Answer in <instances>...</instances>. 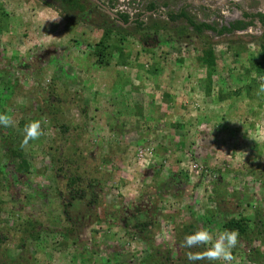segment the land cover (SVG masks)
Masks as SVG:
<instances>
[{
    "label": "rangeland",
    "instance_id": "1",
    "mask_svg": "<svg viewBox=\"0 0 264 264\" xmlns=\"http://www.w3.org/2000/svg\"><path fill=\"white\" fill-rule=\"evenodd\" d=\"M107 1L115 8L131 6H126L128 0ZM130 1L139 5L133 18L150 3L158 6L159 15L147 13L140 22L143 28L158 23L164 30L149 31L151 39L144 48L139 40L144 32L127 38L111 34L108 43L124 42L125 65L112 59L111 66L95 68L94 46L102 36L97 12L95 18L74 12L62 15L58 6L38 0H0L1 12L8 17L0 24V71L8 72H0V96L7 99L1 111L14 120V127H0V139L11 135L13 149H20L28 163L27 174L17 173L18 161L9 163L0 140V234L8 237L0 246V264H143L151 256L149 241L174 257L175 229L189 222L191 214L215 215L217 201L231 209V218L250 217L258 210L264 219V95L257 96L254 88L240 98L229 97L224 103L228 111L216 116L205 106L212 98L203 97L200 82L206 81L202 69L207 70L197 64L211 41L233 93L235 81L226 76L235 65L232 54L244 47L247 53L240 60L247 61L251 54L260 58L259 45L241 33L223 37L207 33L205 41L192 34L187 39L175 33L187 27L185 21L168 18L185 9L193 22L220 28L240 18L238 7L249 14L264 13V0ZM105 10L108 25H117ZM57 17L56 22L48 21ZM134 27L122 29L133 33ZM158 65L162 69L153 75ZM240 66L239 61L236 69ZM210 78L213 83L207 88L215 96L221 84L216 75ZM115 88L131 99L127 108L135 105L148 112L146 123L139 118L127 121L128 111L110 102V90ZM50 89L59 95L66 91L86 106L82 115L77 108L61 105L57 117L60 124L78 123L76 146L85 158L99 159L95 168L108 179L98 207L88 210L84 203L68 211L74 219L84 217L72 236L63 234L71 229L62 209L70 200L65 182L55 176L49 162L60 130L51 127L38 101ZM35 120L41 121L44 135L22 145L23 129ZM67 134L73 138V129ZM148 222L145 236L138 225ZM38 224L39 240L26 239L23 231ZM21 237L26 239L23 251ZM233 264L244 263L235 259Z\"/></svg>",
    "mask_w": 264,
    "mask_h": 264
},
{
    "label": "trees",
    "instance_id": "2",
    "mask_svg": "<svg viewBox=\"0 0 264 264\" xmlns=\"http://www.w3.org/2000/svg\"><path fill=\"white\" fill-rule=\"evenodd\" d=\"M39 2L43 3L45 6L51 7L54 5L46 0H38ZM57 1V0H55ZM82 1L84 0H58L60 2V6L63 9V12H79L82 11L83 5ZM148 12H153L156 10L154 4H150L147 9ZM241 20L234 21L228 24V26H221L220 28L217 27V24H206V23H195L192 21L190 15L185 12L184 9H181L178 13H170L168 18L171 22H176L178 20H183L186 23V28H182L178 32H175L176 35L185 36L187 39L191 38L193 34L194 38L197 40H208L209 37L207 33H212L217 37H223L226 35H233L236 32H244L247 28L252 27L254 21H257L260 24V27L264 28V14L257 13V14H248L241 11ZM102 23L107 22V16L102 15ZM7 15L1 12L0 9V24L7 20ZM119 21L125 26L128 25L129 18L125 13L118 15ZM101 22L97 23L98 29L102 31V36L99 42L94 46L93 56L97 60V65L95 68L98 67H109L111 66L110 62L112 59H116L117 65H125L126 58L124 57V48L122 44L124 43L122 40L118 42L108 43L109 39L111 38V34L115 33L116 35H124L123 37H131L132 35H136L137 33L144 32L142 35L139 36V40L141 45L146 43V40L151 39V35L148 32L152 31L154 34H158L159 31L164 30L165 27L159 25L158 23L151 24L145 28H143L144 24L138 20L132 21L131 25L134 24V31L133 33L126 32L122 29L123 26L117 25H101ZM1 29V27H0ZM190 29V31L188 30ZM252 43H257L259 45L258 53L260 58L257 57L255 54H251L247 61H242L239 57L245 51V48H239V52L232 54L230 61L233 65L232 69L227 70V78L230 80L229 82L235 83L237 90L235 92L228 91V85L225 80L223 73V69L220 68V63L222 61L221 57L215 56L212 51L211 47L209 46V41L205 50L201 52V56L197 58V64L201 68H206V81H200L201 85L204 86L205 91L203 97H211L210 102H205V106H208L214 115L217 116L218 112L221 111L223 115L228 111L229 105H224L225 101L229 99V97L234 98L241 96H245L246 93H249L254 88H259L262 83H264V31L263 34L258 38H250ZM246 52V51H245ZM247 53V52H246ZM238 58V59H237ZM241 62L242 66L237 70V63ZM149 71V70H148ZM153 75L158 73L157 69L153 70ZM0 72H4L6 75L8 72L6 70H2ZM151 73V72H150ZM216 75V79L221 82V88L219 92L214 96L207 86H211L212 80L211 75ZM208 79V80H207ZM258 81V83H257ZM200 84V83H199ZM113 85L112 87H114ZM117 87V86H116ZM62 92V91H61ZM110 93H112L111 97L112 102L114 105H120L123 109L127 112L126 120H141L138 122L146 123V120L149 118L148 112H145V109H140L137 106L133 105L132 107L127 108L128 102L131 99L125 93L120 94L117 91V88L111 89ZM242 93H245L242 95ZM216 97V98H215ZM205 98V99H207ZM37 101V100H36ZM38 101L42 104L44 112H46L47 116L50 119L51 127L60 130L59 137L53 139L54 141V149L52 150V155L50 157V164L51 170L54 171L56 177L61 178L64 182V189L69 197V201L62 205L63 214L67 222L70 224L71 229H67L64 231V235L72 236L73 233L76 231V227L81 222L84 217L79 218L78 216L76 219L69 217L68 211L73 209H78L81 205L88 204V210H91L94 207H98L99 205V195L104 191L105 184L108 179L103 178L100 175L98 169L95 168V161L96 159H92L90 155L86 158L83 155V151H81L80 146L77 145V139L80 137L76 132H78L79 125L78 123H74L72 121L59 123L57 115L60 113L61 105L68 106L71 109H76L82 115L86 114L87 108L86 106H81V100H74L72 99V95L63 91L61 95L56 93L53 89H50L46 96L38 99ZM214 101H218L214 103ZM83 103V102H82ZM7 104V99L5 95L0 96V111ZM221 108V109H220ZM138 111L140 115L138 114ZM0 113H3L1 111ZM127 123V122H126ZM128 124V123H127ZM192 125V124H191ZM155 127L157 126L154 125ZM122 128V126H119ZM72 128L74 131V137H65L67 136V132L69 129ZM180 128V127H179ZM11 135L7 134L1 136V148L4 150V154L11 164H13L15 160L18 161L16 165V172L23 175L28 173V163L23 160V155L20 149H13V144L11 140ZM66 138H69L66 140ZM66 140V141H65ZM184 144V141L183 143ZM174 147V146H173ZM175 148V147H174ZM160 150V149H159ZM165 152L168 150L164 149ZM95 158V157H94ZM166 158V156H165ZM88 161V166L85 165V161ZM99 160V159H97ZM11 161V162H10ZM161 165V163L159 164ZM221 201H217L216 206V214L209 215V216H197L194 214L190 215V221L187 223L180 224L175 229V243H176V256H172L171 252L161 251L151 247L150 243V257L143 264L147 262H152V264H188L186 259V253L188 251L203 253L206 251V247L201 248H193V249H184L181 245L184 240V237L187 235H191L196 231H200L203 229H208L212 232L214 239L219 235L220 232L223 230H235L239 233V243L238 246L233 250V255L235 259L239 262L242 261L244 264H264V219L262 217L261 211L256 210L255 214L250 217H240V218H231L228 216L231 209L226 208L225 205H220ZM141 215L137 216V219H140ZM149 223H141L139 224L138 228L141 227V231L145 236H149L148 234V227ZM39 225V226H38ZM36 227L33 226L32 230L23 231L24 236L26 239H30L33 241L39 240V229L41 228V224H38ZM25 237H21L19 248L23 251L25 247ZM7 236L0 234V246L7 240ZM254 243L262 244L261 247H253ZM25 254V253H22ZM21 254V255H22ZM19 260L22 261L20 255ZM151 258V259H150ZM152 260V261H151ZM234 262V261H233ZM17 263V262H15ZM20 263V262H19ZM200 264H207V262H200Z\"/></svg>",
    "mask_w": 264,
    "mask_h": 264
},
{
    "label": "clouds",
    "instance_id": "3",
    "mask_svg": "<svg viewBox=\"0 0 264 264\" xmlns=\"http://www.w3.org/2000/svg\"><path fill=\"white\" fill-rule=\"evenodd\" d=\"M59 18L60 17H57L48 21L56 22ZM256 94L257 96L264 95V83H262L257 89ZM0 127H14V120L12 116L0 113ZM23 132L24 136L22 145H27L31 141H36L44 135L42 124L39 120L30 122L25 126ZM238 243L239 233L235 230H223L214 239L210 230L203 229L196 231L191 235L185 236L181 246L188 250L206 247V251L203 253L188 251L186 253L188 264H200V262L205 261L207 264H218V262H223V264H233V261L235 260L233 250L238 246Z\"/></svg>",
    "mask_w": 264,
    "mask_h": 264
},
{
    "label": "flooded vegetation",
    "instance_id": "4",
    "mask_svg": "<svg viewBox=\"0 0 264 264\" xmlns=\"http://www.w3.org/2000/svg\"><path fill=\"white\" fill-rule=\"evenodd\" d=\"M47 2H49V0H46ZM110 1H107V0H102L101 2L99 1V0H89V1H87V0H84V1H82L81 3H82V5H83V10L82 11H79V12H74V13H76V15L77 16H89V17H91V18H95V17H97L98 15L95 13V12H97L98 14H99V17H98V20L101 22L102 21V15H105L106 16V14H104L103 12H104V10L107 12V10L109 11V12H111V13H113L114 15H115V18H111V17H109L110 19H111V21H113V22H116V20H118L119 21V18H118V15H120V14H122V13H125V15H127L128 16V18H129V22H131V21H134V20H138V21H140L141 20V18H143L144 16H145V14H147V13H151V15H152V17H154V16H156V15H159L160 14V10L161 9H159L158 8V6L156 7L155 6V8H156V10L155 11H153V12H148L147 10L146 11H144V12H142V13H140L139 15H137L135 18H133L134 17V15L138 12L137 11V9L139 8V5L137 6V5H135L136 3H135V1H130V0H128L127 1V4H126V6H128L129 5V3H131V6H130V8H128V9H126V7H125V5H123L122 7L121 6H119V4H117V7L115 8V6H113V4L110 2ZM116 2H120V0H117ZM141 2L143 3H145V0H141ZM53 4H54V6L56 7V6H58V9H59V11L60 12H63V9L61 8V6H60V2H58V0L57 1H55V0H53ZM109 4H111V6L112 7H109L110 5ZM151 4V3H150ZM150 4H148V5H146L145 6V9H147V7L150 5ZM92 5H94L95 7H93ZM238 7V6H237ZM239 8V11H240V18H237V19H235L234 21H239V20H241V18H242V16H241V11L242 12H245V11H243L240 7H238ZM123 9L125 10V11H123ZM133 10V13L134 14H131V11ZM181 10V9H180ZM179 10V11H180ZM185 10V9H184ZM178 11V12H179ZM69 12V11H68ZM178 12H176V13H178ZM245 13H247V12H245ZM65 14H67V12H63V14L62 15H65ZM249 14V13H248ZM262 14H264V13H262ZM97 15V16H96ZM234 21H232V22H234ZM106 24H108L107 22H106ZM105 23H102L101 22V25H106ZM130 24V23H129ZM228 26V25H227ZM263 31H264V28H262V27H260V24L257 22V21H254V24H253V26L252 27H249V28H247L244 32H241V34H248L247 36H249V37H253V38H255V37H258V36H261L262 34H263ZM238 33H240V32H236V34H238Z\"/></svg>",
    "mask_w": 264,
    "mask_h": 264
},
{
    "label": "crops",
    "instance_id": "5",
    "mask_svg": "<svg viewBox=\"0 0 264 264\" xmlns=\"http://www.w3.org/2000/svg\"><path fill=\"white\" fill-rule=\"evenodd\" d=\"M51 24H52V23H51ZM51 24L48 23L49 26H50ZM161 64H162V63H161ZM161 64H160V65H161ZM160 65L157 66V68H158L157 70H159V68L162 69V67H160ZM162 65H163V64H162ZM199 68H201V67L199 66ZM202 70H203V74H205V76H206V72L204 71V69H202ZM188 80H189V78H188ZM218 82H219V83H218ZM212 83H213V82H212ZM217 83H218V84H221V82H220L219 80L217 81ZM165 84H166V83H165ZM166 86H167V85H166ZM215 98H216V97H215ZM217 102H218V101H214V103H217ZM199 103H200L201 105L203 104L202 101H201V102L199 101Z\"/></svg>",
    "mask_w": 264,
    "mask_h": 264
},
{
    "label": "water",
    "instance_id": "6",
    "mask_svg": "<svg viewBox=\"0 0 264 264\" xmlns=\"http://www.w3.org/2000/svg\"><path fill=\"white\" fill-rule=\"evenodd\" d=\"M111 18H115V16L112 14V13H110V12H108L107 13ZM116 24L117 25H120V26H124L120 21H118V20H116Z\"/></svg>",
    "mask_w": 264,
    "mask_h": 264
},
{
    "label": "built area",
    "instance_id": "7",
    "mask_svg": "<svg viewBox=\"0 0 264 264\" xmlns=\"http://www.w3.org/2000/svg\"><path fill=\"white\" fill-rule=\"evenodd\" d=\"M113 14V13H112ZM114 15V14H113ZM115 16V15H114Z\"/></svg>",
    "mask_w": 264,
    "mask_h": 264
}]
</instances>
